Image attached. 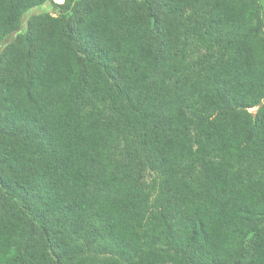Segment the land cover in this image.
<instances>
[{
  "label": "trees",
  "instance_id": "obj_1",
  "mask_svg": "<svg viewBox=\"0 0 264 264\" xmlns=\"http://www.w3.org/2000/svg\"><path fill=\"white\" fill-rule=\"evenodd\" d=\"M0 264H264V0H0Z\"/></svg>",
  "mask_w": 264,
  "mask_h": 264
},
{
  "label": "rangeland",
  "instance_id": "obj_2",
  "mask_svg": "<svg viewBox=\"0 0 264 264\" xmlns=\"http://www.w3.org/2000/svg\"><path fill=\"white\" fill-rule=\"evenodd\" d=\"M57 2H61V0H56Z\"/></svg>",
  "mask_w": 264,
  "mask_h": 264
}]
</instances>
